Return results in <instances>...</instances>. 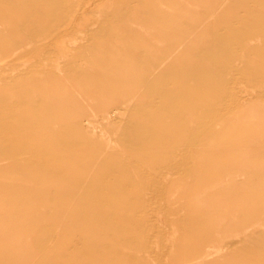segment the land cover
<instances>
[{
	"label": "rangeland",
	"instance_id": "obj_1",
	"mask_svg": "<svg viewBox=\"0 0 264 264\" xmlns=\"http://www.w3.org/2000/svg\"><path fill=\"white\" fill-rule=\"evenodd\" d=\"M32 263L264 264V0H0V264Z\"/></svg>",
	"mask_w": 264,
	"mask_h": 264
},
{
	"label": "bare ground",
	"instance_id": "obj_2",
	"mask_svg": "<svg viewBox=\"0 0 264 264\" xmlns=\"http://www.w3.org/2000/svg\"><path fill=\"white\" fill-rule=\"evenodd\" d=\"M98 10H99V9H98ZM74 11H75V10H74ZM62 40H63V39H62ZM257 41H258V40H257ZM60 44H61V43H60ZM60 44H58L59 49H60V47H61V46H59ZM62 45H63V44H62ZM64 49H65V48H64ZM64 49H63V51H64ZM59 51H60V50H59ZM59 53H60V52H59ZM64 53H65V52H64ZM202 258H203V257H202ZM203 259H204V258H203ZM203 259H202V260H203ZM196 262H197V260H196ZM32 264H33V263H32Z\"/></svg>",
	"mask_w": 264,
	"mask_h": 264
}]
</instances>
